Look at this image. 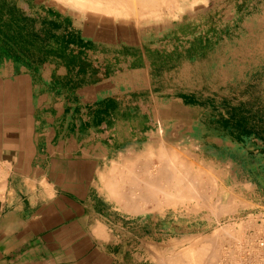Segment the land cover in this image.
I'll list each match as a JSON object with an SVG mask.
<instances>
[{
  "label": "crops",
  "instance_id": "0c3cea01",
  "mask_svg": "<svg viewBox=\"0 0 264 264\" xmlns=\"http://www.w3.org/2000/svg\"><path fill=\"white\" fill-rule=\"evenodd\" d=\"M72 1L0 0V264H159L172 224L120 210L104 183L160 136L195 141L169 133L205 125L180 111L236 95L238 39L222 32L236 12L205 0L135 19Z\"/></svg>",
  "mask_w": 264,
  "mask_h": 264
},
{
  "label": "rangeland",
  "instance_id": "374dc122",
  "mask_svg": "<svg viewBox=\"0 0 264 264\" xmlns=\"http://www.w3.org/2000/svg\"><path fill=\"white\" fill-rule=\"evenodd\" d=\"M197 1L205 0H192L188 3L195 4ZM210 6L213 15H217V12L221 8L222 20H227L229 10L236 12L237 18L232 19L231 23L223 25L222 32L223 37L238 39L237 93L235 96L233 95V86L231 95L225 91L226 88L221 87L220 93L206 94V100L203 104L204 108L180 111L181 116L189 117L192 121L203 122L205 125L172 127L169 133L188 134L191 139L194 138L196 140L190 142L166 141L168 143L166 146H171L176 151L181 152V154L179 153L180 159L185 157L187 160H183L185 158H182V160L184 162L188 161V164H190H187V168L188 166L190 167L188 169L192 168L193 170L191 171H201V175L204 174L202 175V180L206 181L209 177L212 178L211 180H214V188H212V184L210 186L209 183L211 181L209 182V180L205 183L211 188L203 187L209 196V199L206 201L210 200L209 202L216 204L217 198H220V201L228 202L236 211L232 213L226 212V214H224L225 212H221L220 214L212 210L213 213H216L214 215L210 206L208 207L203 202V204L201 203V201H205L203 199H200L199 202L198 200L189 198L190 200H182L176 206L173 204L164 205L163 195L160 196L162 199L161 204L163 205L159 206L155 204V206L149 205L151 204L149 201H139V203H136V206L140 209L138 214L145 215L151 212L156 214L158 219L168 220L173 226V233L171 237L167 238L168 241L161 237L158 239L159 247H168V258L163 254V261L166 259L171 263L169 257L178 255L184 249L191 248L192 245L194 246L195 239L199 242L201 239L217 238L222 228L225 227L227 230V226L229 225L228 228H230L232 225L231 231H229L233 233L238 231V234H230L232 237L225 235V238L228 239L226 240L223 236L224 239H222L223 241L220 239V243V240L213 239L215 244L219 243L222 248L220 250L219 244L215 246V249H218L216 251L219 253L218 258L216 257L218 261L215 259V262H217L214 263L264 264V189L260 187L254 189L250 186V183H254L257 186L260 183H264V167L262 164L264 148L259 147L257 144L258 141L264 142V0H211ZM214 10L216 11L215 14ZM209 13L206 14L208 15ZM145 17L142 19H145ZM207 26L211 27L209 22ZM227 86H229V83ZM207 89H213V87L210 86ZM193 105L197 106V104ZM160 133L163 134V131H160ZM159 138L164 139V136H160ZM152 157V162L158 165V161L161 159L158 151ZM126 166H119V168L121 167L125 171L124 167ZM205 171L206 174L203 173ZM211 174H214L213 177L216 176V181L210 176ZM118 175L112 173L110 178L113 176L111 179H114L116 182L117 180L121 181ZM206 176L208 177L207 179L205 178ZM107 185V187L105 186V192L108 193L107 190L110 188H108V183ZM117 185L119 184L117 183ZM111 186L116 187V184L113 183ZM203 188H200V190ZM123 189L125 190L117 189L119 197L123 195V192L126 194L128 189L132 190L127 185ZM204 190L200 192L205 193ZM110 191L108 193L109 198L112 201H116L115 194L111 196ZM232 194L236 196L233 197ZM207 195L206 198H208ZM112 197L116 199L114 200ZM231 200L233 201L230 202ZM187 201L189 203H186ZM234 201L235 203H233ZM198 202L201 205L197 204ZM243 202L245 206H242V204L244 205ZM210 205L213 206V203ZM123 207L125 206L123 205L118 208L125 210ZM185 225H188V230L184 229ZM219 229L220 231H218ZM215 231H218V234L215 233L212 236ZM233 235L236 238H233ZM191 238L193 239L191 240ZM230 240L232 242H229ZM215 249L212 252H215Z\"/></svg>",
  "mask_w": 264,
  "mask_h": 264
},
{
  "label": "bare ground",
  "instance_id": "6f19581e",
  "mask_svg": "<svg viewBox=\"0 0 264 264\" xmlns=\"http://www.w3.org/2000/svg\"><path fill=\"white\" fill-rule=\"evenodd\" d=\"M191 1L192 0H73L72 3H74V5H76V6L82 7L84 9H95V10H98V12L106 10L108 12L110 11V12L116 13L118 15H122V16L125 15L129 18L131 17V18H135V19H140V18H143L145 16H151V17L152 16H159V15H161V14H158L159 11H161V12L162 11H168L169 13L173 12L177 8L180 7L181 2L186 3V2H191ZM62 2H63V0H62ZM72 3H69V4L72 5ZM63 6H65V4ZM96 12L97 11H95L94 13H96ZM107 19H108V17H107ZM154 19H155V17H154ZM134 21H137V20H134ZM183 117H184V115H183ZM167 144L168 143L166 141L159 138V140H157L155 142L154 147L151 145L150 147H152V148H149L146 152H144L143 153L144 155H142L140 157H136L135 159L130 161L129 164H127L130 166L127 167L126 165L121 164V167L126 166L128 168V170L126 167H124L125 171L122 170L121 167L119 168V165H117V164L111 165L112 167L113 166L114 167L111 170V172H109L110 175H112V173L115 175L119 174L118 177L120 178L121 181L117 180V182H116L114 179H111L113 176L110 178V175H109L110 179L108 178V180L109 181L111 180L112 182L114 180L113 183L116 184V187H112L111 185L113 183L110 181V182H108V184H109L108 188H110V189L107 188L108 189L107 191L109 193V190H111L110 191L111 196H113L112 194H115L114 197L117 198L116 201L118 204H119V202H120V204L122 202L123 203L122 206L123 205L125 206L123 208L126 211L132 212L133 214H138L140 212V209L136 206V203H139V201L140 202L149 201L151 204L154 203V205L157 204L159 206L163 205V204L164 205L165 204L166 205L167 204L168 205L173 204L174 206H176V204H178L180 201L182 202V200L184 201L185 199L190 198V199H195L198 201L200 199L205 200V201H201V203L203 202L204 205H207L208 207L210 206L211 211L213 210L214 212H217L220 214H221V212H223V213L225 212L224 214H226V212L232 213V212L236 211L228 202L226 203L225 201H222V200L220 201L219 200L220 198H217L218 201L216 204L214 202H209L210 200L206 201L207 199H209V196L207 195V193L205 191L206 189L204 190L205 187L206 188L208 187L207 183H205V182H207L208 180H209V182L211 181L209 184H210V186L212 184V188H214L215 187L214 186L215 185L214 180H211L212 178L211 177L208 178L207 176L205 178L206 179L208 178V180H206V181L202 180L203 179L202 175H204V174L201 175V173H202L201 171H194L193 172V171H191V170H193L192 168L188 169V168H190L189 166L187 168V164L189 162L185 161L186 162L185 163L183 161V160H187V159L185 157H182V158H185L183 160H182V158L180 159L181 152L176 151L175 148H173L171 146H166ZM156 151H158V154L161 157V159L158 161V165H155L151 159V158H153L152 155L154 153H156ZM184 155H185V153H184ZM188 156H189V154H188ZM188 165H190V164H188ZM131 167H133V168H131ZM202 167H203V165H202ZM209 170H211V169H209ZM114 171H115V173H114ZM116 172H117V174H116ZM203 173L206 174V171ZM211 173H213V172L211 171ZM213 175L211 174L210 176L213 177ZM215 177H213V178L215 179ZM216 179H215V181H216ZM117 183L119 185H117ZM104 184L106 186L107 183H104ZM125 185L129 186L130 189H132V190L128 189L126 194H125V192H123V195L121 197H119L117 189L120 188L121 190H125L127 188L126 187L125 189H123L125 187ZM200 188H203V189L200 190ZM209 188H211V187H208V189ZM113 189H116V190H113ZM199 190L200 191L204 190L205 193H202ZM116 191H117V193H116ZM128 192H129V194H128ZM162 195H163V201H164L163 204H161L162 199L160 198V196H162ZM206 195L208 196V198H206ZM235 196L233 195V197H235ZM227 200H229V199H227ZM233 200H231L230 202H232ZM199 202L197 204L201 205ZM186 203H189V202L187 201ZM212 203H213V206L210 205ZM233 203H235V201ZM233 203H232V205H233ZM242 206H245V203H244V205L242 204ZM183 207H185V206H183ZM158 211H160V210H158ZM213 211H212V213H213ZM213 214L215 215L216 213H213ZM228 226H227V230L225 227H224L225 229L222 228L221 233L219 232V234H218V231H220V229L218 231L213 232L214 234L212 236H214L215 233H217L218 234V236L216 235L217 238L210 236L211 239H209V238L206 240L201 239V240H199V242L197 239H195V243H194V241H192L195 244L194 246L192 245L193 247L191 245H190L191 248L189 246H186L189 248L184 249V251L182 249L183 252H181V253L179 252L178 255L176 254L175 256L169 257L170 258L169 261L173 264H215L218 261L216 259V257L218 256V253H219L216 251L218 249H215V246L218 245L221 242V240L225 238V235H229L232 237V235H230V234H234V233L238 234V231L234 232V233L230 232L231 231L230 228L232 227V225L230 228H228ZM233 229H232V231H233ZM222 230H224V231L226 230V231L224 232ZM235 235H233V238L234 237L236 238ZM223 236H224V238H223ZM231 237H229V238H231ZM192 239L193 238H191V240ZM213 239L214 240L217 239L218 241L220 239L221 240L219 241V243L216 242L217 244H215V241ZM229 242H232V241L230 240ZM196 243H197V246H196ZM212 246H214V247H212ZM149 247H151V246H149ZM218 247L221 248V245ZM213 249H215V252H212V251H214ZM150 250H152V249H150ZM220 250H222V248ZM152 251H154V249ZM227 251H229V250H227ZM179 254H181V255H179ZM161 255L163 256L162 253H161ZM161 258H163V257H161ZM215 259L217 260L216 262H215ZM162 260L161 259L158 260L159 264H164V263H160V261H162ZM230 260H231V258H230ZM164 261L166 262L165 264H167V263L169 264V262L166 259ZM164 261H162V262H164Z\"/></svg>",
  "mask_w": 264,
  "mask_h": 264
}]
</instances>
